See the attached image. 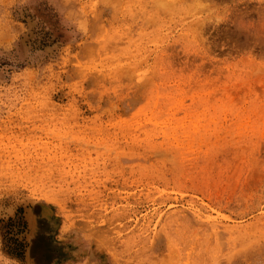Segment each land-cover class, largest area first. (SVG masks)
Masks as SVG:
<instances>
[{
  "label": "rangeland",
  "instance_id": "1",
  "mask_svg": "<svg viewBox=\"0 0 264 264\" xmlns=\"http://www.w3.org/2000/svg\"><path fill=\"white\" fill-rule=\"evenodd\" d=\"M0 264H264V0H0Z\"/></svg>",
  "mask_w": 264,
  "mask_h": 264
}]
</instances>
